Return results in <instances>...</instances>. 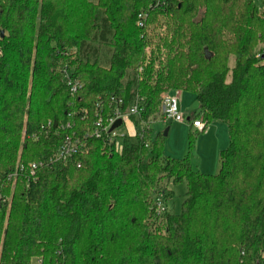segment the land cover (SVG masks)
<instances>
[{"label": "trees", "instance_id": "obj_1", "mask_svg": "<svg viewBox=\"0 0 264 264\" xmlns=\"http://www.w3.org/2000/svg\"><path fill=\"white\" fill-rule=\"evenodd\" d=\"M256 2L0 0V197L11 198L0 203V264H264ZM64 71L83 84L75 97ZM170 90L195 95L206 126L227 125L217 175L192 168L193 133L181 160L164 157L162 135L89 138L68 164L19 178L11 195L7 178L19 163L49 162L68 135L93 127L99 109L111 114L112 98L124 111L142 99L131 118L139 132ZM171 182L187 185L182 211L159 215L155 197L170 200Z\"/></svg>", "mask_w": 264, "mask_h": 264}, {"label": "built area", "instance_id": "obj_2", "mask_svg": "<svg viewBox=\"0 0 264 264\" xmlns=\"http://www.w3.org/2000/svg\"><path fill=\"white\" fill-rule=\"evenodd\" d=\"M140 15V20L138 21V25L142 27L144 25L143 17H146ZM64 82L68 85L70 88L71 95L75 97L80 90L83 88V84L75 80L70 76V73L68 71H64ZM112 102L115 105L114 110L111 112V114L108 115L107 118L103 117V110L99 109L97 111L96 120L94 122V125L92 128L85 131V133L82 136H79L78 134L68 135L60 148L58 149L55 157L53 159H50L48 162L46 161H40V162H30L27 164L19 163L16 170L9 174L8 176V182L11 183L13 186H15L16 182L19 180V178L26 179L30 181V179H36V174L40 168L45 166L48 163L53 162H61L64 164H68L70 160L75 158L76 156L82 154L86 149V141L89 138H96L99 140L104 141L106 144H112L114 142H119L125 137H140L141 139L145 138L146 135H152V124H154L157 121L168 123V122H175V123H183L185 121V115L180 110V92L177 91L175 93L172 92H166L162 98H161V104L159 107V110L157 113H155L153 116H151L148 121L141 122L140 131L136 129V126L134 125L133 121L131 120L132 117H140L141 113L143 111L142 107V99L139 97L136 98L135 102L130 106V108L127 111H124L123 108V100L112 98ZM83 114H86L85 111H83ZM85 119V118H83ZM121 120L122 127L126 122H131L132 126H134V132L131 134L129 132L121 133L119 131V128L112 130L115 123ZM190 122V126L193 130H195V133H204L207 130L206 123L204 122L203 118L201 116H196L192 118L191 120H188ZM51 126V122L47 124V126H43L40 129V134L35 133L32 136L33 140H38L39 136L43 131L47 130ZM64 128V126H62ZM68 128H70V125H68ZM78 168H81V163H78ZM10 202L9 197H0V203H8ZM154 205L156 208V212L159 215H162L167 210L163 195L161 193H158L154 200ZM39 263L41 264V260H39Z\"/></svg>", "mask_w": 264, "mask_h": 264}, {"label": "rangeland", "instance_id": "obj_3", "mask_svg": "<svg viewBox=\"0 0 264 264\" xmlns=\"http://www.w3.org/2000/svg\"><path fill=\"white\" fill-rule=\"evenodd\" d=\"M256 3L258 4V6L261 7L260 10L262 11V13H264V0H257ZM262 48H264V46L260 44L258 48V52H260ZM147 53L148 55H150V49L147 51ZM234 63L235 61L234 58L232 57L230 60L231 68H233ZM169 92L175 93L177 91L170 90ZM180 108L182 109L181 112L185 115V121L183 123H175L171 121L168 123H163L157 121L151 126L153 138H156L159 135L164 136L165 131L169 129L168 136L163 138L164 157H171L177 160L184 159L189 154L190 133L188 131V127H189L188 117H190L194 113L200 115L199 103L197 97L193 94L182 93L180 97ZM226 130H227L226 134L222 135V133H219L220 135L219 138H223L227 140L225 146L226 148H224V150L227 149L229 146V131L228 129ZM119 131L125 134L127 132L132 134L134 132V126H132L131 122H126V124H124L122 127L119 128ZM193 135L195 136V142L190 156L192 168L204 174L217 175L220 171L221 164H220L219 155L215 151L216 148L212 145V140L209 139L210 141L208 140L206 144L200 143L201 139L199 138L201 135L195 133ZM209 144L211 145L208 146ZM167 187L170 191L173 192V196L170 200L165 202L166 207L171 214L178 215L181 213L183 203L186 199L187 185L185 182L177 185L171 182L168 184ZM14 189L15 187L12 186L11 195L13 194ZM31 264H40V263L38 259H33Z\"/></svg>", "mask_w": 264, "mask_h": 264}, {"label": "crops", "instance_id": "obj_4", "mask_svg": "<svg viewBox=\"0 0 264 264\" xmlns=\"http://www.w3.org/2000/svg\"><path fill=\"white\" fill-rule=\"evenodd\" d=\"M183 92H180V97L182 95ZM180 110L182 111V109L180 108ZM199 114L194 113L193 115H191L190 117H188V120H191L192 118L198 116ZM224 125V126H223ZM228 127L222 123V122H213L210 125H207V130L204 133H195L191 126H190V122H189V127H188V131L189 133H195V134H200V138L201 141L200 143H207L208 140H212V145L216 148V153H218L219 158H220V152L224 150V148H226V139L223 138H219V133L226 134ZM209 140V141H210ZM215 140V141H214ZM222 140V141H221ZM211 144H209L208 146H210ZM213 148V147H212ZM221 164V161H220ZM215 168V167H214ZM200 172V171H199Z\"/></svg>", "mask_w": 264, "mask_h": 264}, {"label": "water", "instance_id": "obj_5", "mask_svg": "<svg viewBox=\"0 0 264 264\" xmlns=\"http://www.w3.org/2000/svg\"><path fill=\"white\" fill-rule=\"evenodd\" d=\"M1 36H2V37L4 36V33H3V32L1 33ZM121 125H122V121H121V120H118V121L115 123L114 127L112 128V130H115V129L119 128ZM168 132H169V129L165 131V133H164V137L168 136Z\"/></svg>", "mask_w": 264, "mask_h": 264}]
</instances>
